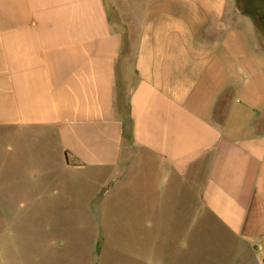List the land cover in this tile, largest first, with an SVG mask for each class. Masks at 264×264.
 I'll return each instance as SVG.
<instances>
[{"label":"crops","instance_id":"1","mask_svg":"<svg viewBox=\"0 0 264 264\" xmlns=\"http://www.w3.org/2000/svg\"><path fill=\"white\" fill-rule=\"evenodd\" d=\"M0 140L34 162L0 183L4 214L69 217L38 168L56 159L109 174L133 260L220 230L225 264H264V42L233 0H0ZM27 240L0 233L7 254Z\"/></svg>","mask_w":264,"mask_h":264},{"label":"rangeland","instance_id":"2","mask_svg":"<svg viewBox=\"0 0 264 264\" xmlns=\"http://www.w3.org/2000/svg\"><path fill=\"white\" fill-rule=\"evenodd\" d=\"M233 2L247 17L249 25L253 21L258 39L264 42V0ZM242 39L246 41L249 38L244 35ZM14 147L21 146L14 145L13 140H0V169L6 173L0 177V183L10 186L15 180L13 172L7 173L12 170L10 168L25 161L27 168L32 170L34 163L30 159L29 146L24 151L27 154L23 160L22 154ZM41 163L38 168L44 166V170H48L54 186H66L70 215L63 217L62 210L55 207L53 215L47 218L31 214L15 217L14 208L7 209L5 214L0 208V233L9 229L32 237V241L27 240L28 245L23 241L14 254H7L9 248L0 243V264H147L141 257L133 260L127 252L126 224L121 215L124 209L117 207L116 201L121 200L119 196L109 192L107 172H86L74 177L57 170L59 164L56 159ZM110 212L115 214L112 219ZM224 233L212 230L193 246L197 251L195 255L187 253L176 259L169 254L166 260L169 264H225L222 252L232 249L233 244Z\"/></svg>","mask_w":264,"mask_h":264}]
</instances>
